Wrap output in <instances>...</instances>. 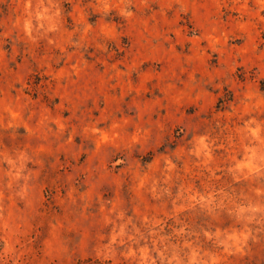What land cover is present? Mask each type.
Segmentation results:
<instances>
[{"label": "rangeland", "instance_id": "374dc122", "mask_svg": "<svg viewBox=\"0 0 264 264\" xmlns=\"http://www.w3.org/2000/svg\"><path fill=\"white\" fill-rule=\"evenodd\" d=\"M0 264H264V0H0Z\"/></svg>", "mask_w": 264, "mask_h": 264}]
</instances>
